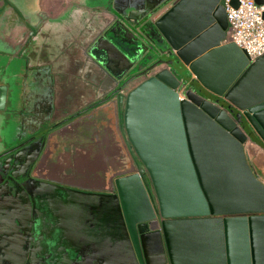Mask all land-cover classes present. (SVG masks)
Segmentation results:
<instances>
[{
  "label": "water",
  "instance_id": "water-1",
  "mask_svg": "<svg viewBox=\"0 0 264 264\" xmlns=\"http://www.w3.org/2000/svg\"><path fill=\"white\" fill-rule=\"evenodd\" d=\"M136 2L125 11L136 14V4H147L143 26L157 36L143 38L121 25L125 42L134 47L126 51L105 30L98 31L100 6L92 4L94 10L85 13L89 18L86 41L91 46L82 42L79 65L88 79L99 77L101 87L114 82L109 97L118 95L119 134L129 144L133 159L129 170L109 177L106 190L118 205L124 240L103 241L74 264H264V181L254 172L259 157L250 160L247 151L248 147L264 151V54L249 61L241 48L226 40L228 22L222 0ZM229 5L236 8L239 0H230ZM122 10L114 9L112 15ZM23 16L30 21L32 15L24 12ZM31 34V30L17 33L19 46L12 55L24 63L35 41ZM119 60L129 64L122 73L115 70ZM141 76L142 80L126 88ZM0 90L2 99L6 85H0ZM30 184H20L24 201L14 191L17 184L8 188L6 195L14 198L20 212L15 217L8 214L16 225L14 236L7 226L0 228V252L16 248L17 231L24 232L19 218L32 211L42 219L44 231L52 234L48 241L55 264L62 263L68 258L64 243H75L77 238L65 224L61 209L51 206L56 214L38 211L40 199ZM55 187L41 184L39 190L45 194L41 199L48 195L49 201H70ZM52 219L57 221L53 224ZM53 225L66 231L64 242L58 233L53 235ZM145 226L150 231L138 236L137 229ZM148 246L164 252L161 261H156L154 253L150 256ZM4 260L12 263L8 257Z\"/></svg>",
  "mask_w": 264,
  "mask_h": 264
},
{
  "label": "flooded vegetation",
  "instance_id": "flooded-vegetation-1",
  "mask_svg": "<svg viewBox=\"0 0 264 264\" xmlns=\"http://www.w3.org/2000/svg\"><path fill=\"white\" fill-rule=\"evenodd\" d=\"M81 1L85 3L84 9L87 12L91 10L89 6L92 4L100 6L103 13L111 11L108 13L110 15L107 19L102 20L101 15L98 20V29L100 32L105 30V32L113 33L117 40L123 42L120 44L119 41L112 39L122 50L126 51L128 47H134L125 42V32L121 25L140 34L143 38L145 37L140 33L141 29L143 34L149 38L154 36L156 38L157 36L153 29L143 26L146 24L143 15L147 11V4H136L137 13L128 16L125 8L127 5H135L136 0L117 1V10H123L115 15H112L111 0ZM49 5L56 7V9L54 8L56 16L52 17L45 14L44 10L48 11ZM78 8L77 2L70 6L67 0H0V85H6L7 88L6 93L3 92L2 99L0 90V197L3 198L0 202L2 204V207L0 206V228L7 226L14 236L15 232L13 231H15L16 225L10 223L8 214L15 217V214L20 212L17 209L18 203H15L14 198L6 195L7 193L10 194L8 188L17 184L14 191L18 192V200L24 201L25 192L20 191V184L28 185L32 182L30 186L35 187V198L40 199L37 205L38 211L50 210L56 214L52 207L56 208L58 212L61 209L65 224H69L77 238L75 243L71 240L64 243L66 245L64 251L67 250L66 256L71 264L76 263L81 256L83 257L82 253L85 255L95 251L103 241L111 243L124 240V228L118 205L106 190L109 187V177L112 174L129 170L130 161L132 162L133 159V152L129 144L123 142L121 134H119L121 111L117 108L118 95L109 97L114 90V82H109L108 86L105 85L106 89H102L103 91L93 98L85 97L82 99L81 107L72 105L71 109L74 111H69V114L66 113L64 117L57 120L58 122L46 128L48 131H42L37 136L32 135L28 138L27 143L22 142L21 139L17 140V128L19 129L20 125L17 110L24 105H21L23 99L20 96L21 80L37 74L39 71L46 75H53L54 69H59L58 71L64 75L66 73L75 74L77 69L81 68L79 65L82 57L80 47L84 42L91 46V41H84L83 39L82 34L87 31L88 21L83 24L81 17H75ZM106 8L107 11H105ZM23 11L32 15L30 21L23 20ZM30 30L31 36H35V41L27 50L29 59L24 63L13 57L12 54L17 52L19 46L17 33H28ZM127 35L131 37L129 33ZM99 43L103 44V40ZM76 46H78V52L75 50ZM119 61L118 66L115 63V70L122 73L129 64ZM39 68L43 69L39 70ZM46 68L49 71H46ZM142 78L144 76L131 80L126 88H131ZM113 100L115 102L112 104ZM115 115L117 121H115ZM92 120L95 123L104 120L110 126L117 123V129H112L114 132L111 130V138L116 142V146L111 147V150L115 152L113 160L101 156L92 162L87 161L84 157L81 158L80 155L73 159L71 156L58 155L52 152H62L58 143L55 146L56 143L53 141L55 138L60 140L67 138L73 147L78 145V135L80 134L78 126L88 131ZM116 139H120V141ZM118 142L119 145L117 146ZM59 158H63L64 161ZM112 165L115 167L110 169L109 167ZM263 168L264 166L259 167L260 170L264 171ZM57 183L62 185L59 186ZM41 184L47 185L48 188L57 185L55 188L58 187V194L61 195L62 193V195L68 196L70 201H49L48 195L43 201L41 198L45 194L39 190ZM74 185H80L82 188L90 190L76 191ZM145 185L151 202L155 206V200L147 181H145ZM47 200L48 202H46ZM26 209L24 207L23 210ZM156 214V219L160 222L161 218L157 212ZM19 219L24 232L20 234L17 231V236L14 238V240L17 238L15 241L17 242L16 248L9 249L6 254L0 252V264H55L56 255H53L52 251L49 250L51 244L48 241L52 234L50 231H44L46 227L40 224L42 219L34 216L32 211L29 214L25 213ZM56 221L54 220L52 223L54 224ZM58 225L63 227L61 223ZM52 228L54 231L52 232L55 233L53 235L58 233L56 236L64 242V238H67L66 231L62 230V232L57 225H53ZM143 229L142 231L137 229L138 236L150 231L146 226ZM40 237L45 241L39 239ZM33 242L36 248L34 251H32ZM147 250L150 252V256L154 253L153 256L158 257L156 261H161L163 251L155 249L156 252H154L151 246H148ZM5 257L10 258L12 263H7L4 260ZM67 259L62 260V263L59 264H67Z\"/></svg>",
  "mask_w": 264,
  "mask_h": 264
},
{
  "label": "crops",
  "instance_id": "crops-1",
  "mask_svg": "<svg viewBox=\"0 0 264 264\" xmlns=\"http://www.w3.org/2000/svg\"><path fill=\"white\" fill-rule=\"evenodd\" d=\"M68 4L71 6L73 3L77 2L79 6L75 17H81L83 24L88 21L87 12L84 9V4L81 0H67ZM83 4V5H82ZM56 7H52L49 5V12L44 10L47 16H56L55 10ZM90 9L94 10L93 5L90 6ZM99 24V22H98ZM86 26V24H85ZM99 31V29H98ZM100 32V31H99ZM81 68H78L75 74L66 73L63 75L59 69H54L53 75L43 74L41 71L39 73L27 76L23 78L22 86H21V97L23 106H26L28 103L31 108L30 120L36 121V115L34 112L39 114L43 109H49L50 111H54L57 120L64 117L66 113L72 110V105H78L81 107L80 102L85 97H91L98 95L103 91L102 89H106V86H100V78L95 79V77L88 79L83 72V65H80ZM43 69V68H42ZM39 68V70H42ZM46 71H49L47 68ZM101 87V89L97 88ZM108 92V91H107ZM22 107V106H21ZM69 114V113H68ZM67 114V115H68ZM22 126L20 123L19 127ZM112 126V127H111ZM109 125L104 120H99L96 123L92 120L91 126L88 131L84 130L83 127L78 126L80 129L78 147H73L69 140H60L59 138H55L53 141L55 146H57L62 150L61 153L52 151L53 153L63 154V156H71L74 159L76 156H81V158H86L87 161H94L99 159L101 156L111 160L114 159V151L111 150V147L116 146V142L111 138L112 129H115L114 125ZM112 130V131H111ZM114 132V131H113ZM107 134V135H106ZM117 141L120 139H116ZM52 143V142H51ZM53 145V144H52ZM119 142L117 143V146ZM51 146V145H50ZM67 158V157H66ZM62 161L63 158H59ZM97 168L96 164H94ZM115 166L109 167L110 169Z\"/></svg>",
  "mask_w": 264,
  "mask_h": 264
},
{
  "label": "built area",
  "instance_id": "built-area-1",
  "mask_svg": "<svg viewBox=\"0 0 264 264\" xmlns=\"http://www.w3.org/2000/svg\"><path fill=\"white\" fill-rule=\"evenodd\" d=\"M229 3L230 0H222L228 22L226 40L234 42L249 61H254L264 54V2L239 0L236 8Z\"/></svg>",
  "mask_w": 264,
  "mask_h": 264
},
{
  "label": "rangeland",
  "instance_id": "rangeland-1",
  "mask_svg": "<svg viewBox=\"0 0 264 264\" xmlns=\"http://www.w3.org/2000/svg\"><path fill=\"white\" fill-rule=\"evenodd\" d=\"M119 1V0H117ZM111 9L112 12L114 11V9H117L115 7V3L114 0H111ZM110 5V4H109ZM108 6V8H110ZM132 12L126 11V14L128 16H132L133 14H135V10H131ZM111 12V11H110ZM109 12V13H110ZM108 13H103L102 12V20L104 18H109ZM143 31V30H142ZM140 31V33L144 36L143 32ZM94 33V31H93ZM88 31H86L83 35V37L85 36V40L86 41V37H87ZM106 36L108 38L114 39L117 42L119 40H117L116 36L111 33V32H106ZM119 43H123L122 41ZM93 45V44H92ZM75 50H77L78 52V46L75 47ZM30 105L27 103L26 106L21 107V109L17 110V115H18V122L20 121V123H22V126L19 127V129L17 128V140H20L24 143L28 141V138L31 137L32 135H39L41 134L42 131H48L46 128H48L49 126H52L55 122H58L56 117H54L53 115H55V112L50 111L49 109H43L41 110V112L39 114L37 113H33L36 115V121H31L30 120V113H31V108L29 107ZM56 116V115H55ZM51 131V130H50ZM259 150V149H258ZM256 150V151H258ZM248 151V156L250 160H253L254 158L259 157V165L262 164V166H264V151L263 150H259V152L254 151L253 149H251L250 147L247 148ZM251 162V161H250ZM252 165V162H251ZM252 167V166H251ZM264 169V168H263ZM254 172L257 174L258 177L262 178L264 181V171L260 170L259 168H254Z\"/></svg>",
  "mask_w": 264,
  "mask_h": 264
},
{
  "label": "trees",
  "instance_id": "trees-1",
  "mask_svg": "<svg viewBox=\"0 0 264 264\" xmlns=\"http://www.w3.org/2000/svg\"><path fill=\"white\" fill-rule=\"evenodd\" d=\"M261 166H262V165L259 166V164H258V165L256 166V168H259V167H261Z\"/></svg>",
  "mask_w": 264,
  "mask_h": 264
}]
</instances>
